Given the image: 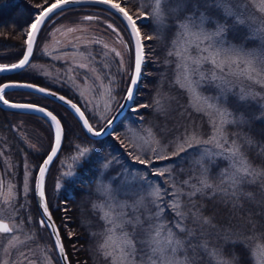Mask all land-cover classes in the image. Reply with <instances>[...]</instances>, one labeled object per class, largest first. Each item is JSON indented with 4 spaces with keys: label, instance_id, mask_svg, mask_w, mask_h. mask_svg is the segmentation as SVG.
Listing matches in <instances>:
<instances>
[{
    "label": "trees",
    "instance_id": "trees-1",
    "mask_svg": "<svg viewBox=\"0 0 264 264\" xmlns=\"http://www.w3.org/2000/svg\"><path fill=\"white\" fill-rule=\"evenodd\" d=\"M42 2L43 0H0V64L11 63L21 55L29 23L39 10L36 5ZM80 7H92L98 8L99 11H107L95 5H75L69 6L65 11L61 12V15H54L53 17L56 20L63 18L73 20V15L79 13L78 8ZM144 12L147 20H137V25H139L141 32L148 33L147 38L142 39L144 44L148 43L145 51L147 59L142 62V74L136 85L134 100L131 101L132 105L138 108V111L135 113L132 111L133 114H130V111L126 108L122 117L132 120L134 123L152 125L155 133L161 137V131L153 120L158 119L160 121L164 119L170 122L171 119L166 117L163 111L158 112L153 107V96L166 90L170 95L166 100H168L170 106L173 105L169 109L171 111L179 109L186 97L182 88L174 82H170V68L162 69L161 55L169 43L172 28L164 29L163 40L159 41L158 30L150 19V11L144 8ZM111 14L119 22V25H123L125 28L122 20L113 12ZM51 24L45 23L41 31L44 28L47 29ZM40 33L38 37H40ZM38 37L35 46L37 45ZM148 37H151V39H148ZM144 44L143 46H145ZM35 46L30 61H48V57L36 53ZM144 48L146 49V47ZM161 71L165 72L163 74L164 78L159 79ZM7 79L28 80L59 91L74 100L92 124L90 113L67 87L58 84H47L40 75L26 72L24 69L0 74V82ZM124 89L125 86L121 87L122 93ZM158 89H162V91ZM4 96L8 99L17 100V96H26L28 98L26 99L27 101L44 105L55 113L62 126V141L58 152L72 151L76 144L86 145L87 149H89L86 156L81 157L73 166L72 175L60 178L61 187L59 189L52 186V176L49 177L52 174L51 165L55 158L50 162L45 173L46 204L59 231L68 257V264H108L104 256L98 251L101 230L104 228L105 222L99 217L97 209L91 205V197L93 196L95 179L102 162L110 160L113 155V147L111 145H113L115 137L111 131L120 130L122 117L106 133L97 138H91L86 135L78 120L69 110L45 96L20 88L5 89ZM225 102L234 111V114L239 117L235 123L225 125L228 139L230 141L232 139L237 140V143L241 145L245 158L252 167L264 170V114L263 116H258V106L250 100L234 101L229 94ZM141 105L151 106L140 107ZM19 120L23 126L24 123L28 122L40 130L43 135V139L37 142L41 146L40 150L27 148L20 141L15 129V127L18 128L16 123ZM201 123L202 125L205 124L203 120ZM92 125L98 128L99 123ZM180 128H182V124H174L169 128L168 137L174 136L179 132ZM49 135H51L50 125L47 119L38 113L27 110H9L0 107V150L5 153L9 162L4 167L3 174L7 176L9 181L14 182V190L17 193L15 207L19 214L15 219L18 222L20 219H24L25 223L22 232L28 243H50L54 262L59 264L48 232L45 227L40 226L37 220L38 212L32 193L31 180L27 194L21 192L20 186L21 168H23L24 163L29 165L30 163L38 164L49 147ZM160 140L166 142L164 137H161ZM166 143H169V141ZM166 148L171 149L167 144ZM189 153L191 154L190 156H194L196 152L190 150ZM190 156L183 160L177 159L170 164L175 181L180 186H183V189H187L185 192L192 190L189 189V186L183 185L185 180H188L190 184H195L197 187L200 186V168L194 163L192 164ZM1 162L2 160L0 159V167L2 166ZM118 164L113 165L112 170H115ZM224 164L225 160L217 158L209 166L210 182L219 183L218 175L223 171ZM33 171L35 169L31 166L30 175H33ZM241 191L242 195L231 199L221 194L213 195L210 189L198 193L191 200L186 196L182 197V208L188 213L184 224L194 234L190 244L186 245L185 249L190 264H218L217 259L210 255L213 251H218L223 259L232 261V264H253L252 247L255 243L264 242V188L257 182L256 184L242 185ZM21 204L25 205L23 209L19 207ZM193 213H196L200 220H196L192 215ZM164 216L181 240L189 239L187 233H179L174 228L172 216L175 215L170 212L169 208L166 209ZM28 217H31V223L27 222ZM203 218H207L209 223L203 224ZM69 233H72L71 238H69ZM248 237H252V239L249 240ZM205 244L207 245L206 249L202 247ZM183 255L184 253H182V257Z\"/></svg>",
    "mask_w": 264,
    "mask_h": 264
},
{
    "label": "rangeland",
    "instance_id": "rangeland-1",
    "mask_svg": "<svg viewBox=\"0 0 264 264\" xmlns=\"http://www.w3.org/2000/svg\"><path fill=\"white\" fill-rule=\"evenodd\" d=\"M129 3L125 5V7L129 9L130 14L136 18V22L137 20H147L144 8L151 13V0H130ZM259 3L260 0H224V4L221 6L217 4V0H168L167 6L164 10L163 26L158 25L154 18L151 17L150 19L158 30L157 34L159 35V41L163 40L162 34L164 33V29L172 28L169 43L166 45L161 55L162 69L166 70L168 67L170 68V82H174L180 87V85L176 83L178 78L177 65L181 63L180 55H188L191 57H197L200 55L197 51L194 37L188 35L181 26L184 24L192 25L198 23L201 17L205 18L203 27L207 32H215L218 24L225 25L227 30L223 33V39L226 42V47L230 46L242 49L243 52L251 54L250 58L264 61V41L261 40L260 35L254 33L255 29L264 26V13H260L256 7ZM141 4L145 5V7L141 8ZM226 8L231 9L234 15H226ZM78 10L79 13L73 15V20H68L67 18L56 20L55 17H52L51 20L46 22V24H52L47 29L44 28L43 31H41L35 49L36 53L48 57L49 60L30 61V66L24 68V70L32 74L40 75L47 84H58L67 87L70 92L75 94L80 104L90 113L92 124L98 122L99 127L100 124H102V122H104V120L110 115L121 98L123 94L121 92V87H126L131 69V41L126 29L123 25H119V22L109 10L99 11L98 8L92 7H80ZM141 11L143 12V16H139ZM59 15H61V13H59L58 16ZM86 16L97 17L98 19L86 20L84 19ZM252 16H255L256 19L253 20L251 18ZM237 19H242L245 23H237ZM108 24H112L116 29V32H113L112 29L108 28ZM249 25H251V27ZM137 27L139 28V25H137ZM69 28L75 29V31L70 33L67 31ZM191 31L196 32L198 29L192 28ZM141 34V39L147 38L148 36V33L145 32H141ZM93 40H100L102 43H89ZM57 41H59V43H57ZM105 43L108 44L110 48H115L121 52V57H115L114 53H109L108 59L111 61L109 68H103L100 63L104 52L107 51L103 48V44ZM86 44L88 45L89 51L92 52V55L96 59V64L94 66L100 70L97 74L102 76V80L96 81L94 76L90 74L87 78V82H85V77L82 74L83 70L77 69V72L81 73L80 78L77 80V84L80 85L78 88L75 84L67 81L65 78H58L64 77V72L58 70L66 69L74 63L80 62L81 58L78 53L84 49ZM144 45V47H146V49H143L145 61V59H147L145 51L147 50L148 43ZM206 46V43L201 45V47ZM45 52L51 53V55H46ZM177 53H180V55H177ZM121 59L123 60V68L120 66ZM221 59H225V57L222 56ZM32 65L35 67H32ZM257 66L259 67V65ZM233 67H235V65H233ZM203 70L210 75L211 70H213V65L205 63L203 65ZM215 71L220 74L219 69H215ZM104 73H107L108 79H103ZM164 73L165 72L161 71L159 79L164 78ZM223 75L225 76V79L232 81V84L229 85L231 90L224 94L222 103V107L232 113L230 119L238 121L239 117L234 114V111L231 110L225 102V99L229 94L234 101H243L241 96L244 95V93H248V95H245L244 99L254 102L258 106L257 115L263 116L264 87L243 78L228 75L227 65H225ZM109 80H111V83H109ZM101 83L111 87L112 95L115 97V100L111 102L110 110L105 109V100L99 95L98 89ZM89 89H91V91H89ZM182 89L186 99L181 103L179 109L175 111L169 110L173 105L170 106L168 100H166L167 97L170 96L166 90L153 96V107L157 109L158 112L163 111L166 117L171 119L170 122H167L164 119L158 121L156 118L157 120H153V122L161 131V137H164L166 142L169 141V143H171L169 144L165 141V143L162 142V140H160V135L155 133V129L152 125L134 123L132 120L122 117L120 120V130H117L116 132L111 131L112 135L115 137L114 143L111 145L113 147V155L110 157V160L102 162L101 168L95 179L91 205L97 209L99 217L105 222L104 228L101 230V239L98 245L103 243L104 233L106 232L107 227H109L103 218L104 212L108 210L104 205L109 204L112 205L113 208H115L116 205H120L125 213V219H131L133 221V224L125 225L124 231L129 234L136 247V253L133 258L135 264H149L151 247L149 243H147L149 236L145 230L149 227V223L146 220V217L148 216L149 210L153 213L155 212V208L151 205L152 198L148 195L151 190L147 188V183L142 178L146 177L147 182L152 183L153 186L161 184L165 188H169L165 177L155 176L152 173L157 170H163L165 166L170 168V164L173 161L157 162L154 166L145 169L143 165L138 163L135 157L139 156L140 158H145L146 155L151 157L152 152L150 148L146 149V151H142L139 146L134 149L129 147V145L136 143L135 138L137 136L148 139L147 130L149 129L156 141L159 142L152 146L158 147L164 153H170L175 150L177 143L192 133H196L201 139H208L212 135L213 128L209 117L205 115L204 112L196 110L194 106L195 101L190 93L186 88ZM241 89L244 90L243 93L241 92ZM158 90L162 91V89ZM81 92H84V96L81 95ZM202 95L205 97H217L220 96L221 93L214 84H206L202 89ZM85 96L87 99H85ZM17 98L21 101H27L26 99H28L26 96H17ZM157 99L160 100L161 103L159 109L154 104V101ZM130 106L131 107L128 110L131 111L130 114H133L131 110L133 107L132 103H130ZM238 115H240V113H238ZM202 120L205 122L203 125L201 123ZM178 123L182 124V128H180L179 132L174 136L168 137V134L170 133L169 128ZM16 124L18 127H15L17 135L20 137V141L24 146L32 150H40L41 146L37 143L43 139L40 130L28 122L24 123L23 126L19 120ZM50 140L51 135H49V141ZM229 143H231L230 140ZM166 144L170 146L171 149H167ZM82 148H87V146L76 144V146L72 148V151H59L57 153L51 165L52 174L49 175V177L52 176V186L54 188H56L58 183L60 184V178L67 177L64 175L66 172H73V166L81 158L79 157V151ZM190 150L196 152L194 156H189L191 157L192 164L194 163V165H197L195 161L200 159V146L195 145L194 148L189 149L188 152ZM0 153H2V155H0V159L2 160V166L0 167V184L4 185L3 190L6 191L7 184L9 182L13 184L14 182L9 181L7 176L3 174L4 167L8 165L9 162L2 150H0ZM115 164H118V166L115 170H112V167ZM25 165H27V168H25ZM37 165L24 163L23 168H21L22 176L20 186L22 193H24L25 172L27 171L30 174L31 166L36 169ZM228 166L229 162L225 160L223 170L228 168ZM171 175L174 178L173 171L171 172ZM30 180L32 187L33 175L28 176V188H30ZM175 182L180 186L177 181ZM258 182L261 185L264 181ZM105 189H107V191H105ZM189 189L191 188L189 187ZM184 191H187V189L185 188ZM168 199L170 198L165 197V201ZM0 201H2V197H0ZM0 211L5 215L7 214V209L3 207L2 203H0ZM170 212L174 214L171 209ZM136 218H139L141 224H135ZM172 219L174 222L176 219L175 216H172ZM163 221L171 226L167 222L168 220L165 219L164 214ZM16 235L22 243H17L16 241L13 242L17 243V248L12 250L10 257L6 256L3 249L0 248V264H3L5 259H8L10 264H29V261H32L33 264H47L46 256L51 258L52 264H56L54 262V255L50 243H28L25 240L26 237H24L22 231L16 233ZM177 238L181 239L179 236H177ZM3 243L6 244L7 241L5 240ZM257 245L264 246V242L255 243L252 250L255 249ZM21 252L24 253L28 259H25V256L20 255ZM182 258V254H180L178 259ZM252 259L253 264H258V256H253L252 254ZM107 262L110 264L109 261Z\"/></svg>",
    "mask_w": 264,
    "mask_h": 264
},
{
    "label": "snow or ice",
    "instance_id": "snow-or-ice-1",
    "mask_svg": "<svg viewBox=\"0 0 264 264\" xmlns=\"http://www.w3.org/2000/svg\"><path fill=\"white\" fill-rule=\"evenodd\" d=\"M129 2L130 0H54V2L53 0H43L41 4L36 5L39 11L28 26L26 39L24 40L26 51L24 52L23 57L19 59L17 63L0 65V72L14 71L30 66V57L33 54L38 34L40 33L42 26L47 21L51 20L54 15H58L65 11L70 5H80L84 3L102 4L107 6V9L110 12L114 10L115 13L122 17L123 21L126 22V26L130 29L131 35L135 41V66L124 96L125 101H133L135 86L142 74L141 66L144 61V46L141 39L142 34L137 27L136 19L130 14V10L125 7ZM167 3L168 0H151V17L154 18L156 23L160 26H163L164 23V10ZM217 4L222 6L224 0H217ZM140 7L143 8L145 5L141 4ZM256 7L260 13H264V0H260V3L257 4ZM225 11L226 15H234L231 9L226 8ZM139 16H143L142 11L139 13ZM251 18L253 20L256 19L255 16H252ZM84 19L93 20L98 18L86 16ZM236 22L240 24L245 23L242 19H237ZM204 23L205 18L201 17L198 23L192 25L184 24L181 26L188 35L194 37L197 51L200 55L197 57H191L177 53V55H180L181 63L177 65L178 78L176 83H178L181 88H186L188 90L195 101L194 106L196 110L204 112L205 115L209 117L213 128L212 135L208 139H201L196 133H192L191 135L186 136L182 141L178 142L175 150L170 153H164L158 147L152 146L159 142L156 141L149 129L147 130L148 139L137 136L135 138L136 143L129 145V147L134 149L139 146L142 151H146V149L150 148L152 152L151 157H148L147 155L145 158H140L139 156L135 157L138 163L143 165L145 169L154 166L157 162L187 159L188 156L191 155L188 150L194 148L195 145L200 146V159L195 161L200 168L199 187L195 184H190L188 180H185L183 181V185L189 186L192 189L191 191L185 192L183 186L177 185L171 175L172 170L167 166H165L163 170H157L152 174L165 177L169 188H165L161 184L153 186L152 183L147 182L146 177L142 178L147 183V188L151 190L148 195L152 198L151 205L155 208V212L153 213L149 210L148 216L146 217L149 227L145 231L149 236L147 243H149L151 247L149 264H190L185 249L186 245L190 244V240L193 238L194 234L191 230L187 229L184 224L188 217V213L182 208V197L186 196L191 200V198L195 197L198 193L210 189L212 190L213 195L221 194L231 199L243 194L241 191L242 185L256 184L258 181H264V170L252 167L245 158L241 150V145L237 143V140L232 139L231 143H229L228 134L225 131V125L233 124L235 123V120L230 119L232 113L222 107L223 96L231 90L229 85L232 84V81L225 79V76L223 75L225 65L228 66V75L243 78L264 87V61L250 58L251 54L243 52L242 49L230 46L226 47V42L223 39V33L227 30L225 25L218 24L215 32H207L203 27ZM249 26L251 27V25ZM107 27L112 29L113 32H116V29L112 24H108ZM192 28H197L198 31L192 32ZM67 31L71 33L74 32L75 29L69 28ZM254 33L260 35L261 40L264 41V26L255 29ZM148 39H151V37H148ZM57 43H59V41H57ZM89 43L101 44L102 42L100 40H93ZM205 43L207 46L201 47V45ZM103 48L107 51L104 52L100 63L103 68H109L111 65V61L108 59L109 53H114L115 57H121V52L115 48H110L106 43L103 44ZM45 54L51 55V53L48 52H45ZM78 54L81 61L74 63L66 69L58 70L64 72V77L58 78H65L79 88L80 85L77 84V80L80 78L81 73L77 72V69H80L83 70L82 74L85 77V82H87V78L90 74L94 76L96 81H101L102 76L97 74L100 70L94 66L96 64V59L92 55V52L89 51L88 45L86 44L84 49ZM222 56L225 57V59H221ZM205 63L213 65V70H211L210 75L203 70V65ZM233 65H235V67H233ZM257 65H259V67ZM120 66L123 68L122 59L120 61ZM32 67L35 66L32 65ZM215 69H219L220 74H218ZM103 79H108L107 73H104ZM109 83H111V80H109ZM206 84H214L220 90L221 95L217 97L203 96L202 89ZM9 87H27L45 95L57 97L60 101L68 104L71 109L79 115L80 120L83 121L84 127L94 136L102 135L106 131V127L112 126L114 120H107V126L97 130L89 123V119L85 117V113L81 111V108L70 99H66L63 95L57 96V93L44 87H38L34 84L14 83L0 86V102H3V104L10 108L40 112L49 117L54 125V144L52 145L51 152L47 155V158L43 160L42 164L38 165V175L35 177V194L39 199L43 216L46 218L41 219L39 224L41 227H50L55 233L54 247L61 259L67 262L68 257L65 253L59 231L56 228V225L52 222V217L46 204L44 190L45 173L48 169V165L56 156L57 150L61 145V122L50 111H46L44 107H37L33 104L9 103L4 97V90ZM89 91H91V89H89ZM98 91L100 97L105 100V109L110 110L111 102L115 100V97L112 95L111 87L101 83ZM241 92L243 93L244 90L241 89ZM81 95L84 96V92H81ZM245 95H248V93H244V95L241 96V99H244ZM85 99H87L86 96ZM154 104L158 109L161 107L160 100L158 99L154 101ZM150 106L151 105H141L140 107ZM131 110L135 113L138 111V108L133 106ZM88 151L89 149L87 148L80 149L79 157H85ZM0 155H2V153H0ZM217 158L228 161L229 166L219 173V183L214 184L210 182L209 166L214 163ZM25 168H27V165H25ZM29 175L30 174L26 171L23 187L24 194H27L29 191ZM64 175L71 176L72 173L66 172ZM260 186L264 187V182H262ZM56 187L59 189L61 185L58 183ZM6 188L7 190L4 191V185L0 184V197H2L0 203H2L5 209H7L6 215L0 211V248L3 249L6 256L10 257L12 250L17 248V243H22V241H19V237L16 233L22 231L25 221L24 219H20V221L17 222L15 219L19 214L15 207L17 195L14 190L15 186L9 182ZM105 191H107V189H105ZM165 197H169L170 199L165 201ZM19 207L23 209L25 205L21 204ZM104 207L108 210L104 212L103 218L109 227H107L106 232L104 233V241L99 245L98 251L104 256L106 261L110 262V264H135L133 258L136 253V247L129 234L124 231L125 225L133 224V221L131 219H125V213L120 205H116V207L113 208L112 205L105 204ZM168 208L171 209L176 218L173 222L174 228L178 230L179 233H187V236L189 237L188 240L177 238L178 234L174 231L173 227L163 221V214ZM192 215L196 220H200V217L196 213H193ZM27 222H32L31 217H28ZM202 222L203 224L209 223L207 218H203ZM135 224H141L139 218H136ZM71 236L72 233H69V238H71ZM248 239L251 240L252 237H248ZM5 240L7 241L6 244L3 243ZM14 241L17 243H13ZM202 247L206 249L207 245L205 244ZM182 253H184L183 259H178V256ZM252 254L253 256H258V264H264V246L257 245L256 248L252 250ZM20 255L25 256V259H28L24 253L21 252ZM210 255L217 259L218 264H232V261L223 259L218 251H213ZM45 258L47 259V264H52L50 257L46 256ZM3 264H10V261L5 259ZM29 264H33V262L29 261Z\"/></svg>",
    "mask_w": 264,
    "mask_h": 264
},
{
    "label": "water",
    "instance_id": "water-1",
    "mask_svg": "<svg viewBox=\"0 0 264 264\" xmlns=\"http://www.w3.org/2000/svg\"><path fill=\"white\" fill-rule=\"evenodd\" d=\"M53 2H54V0H53ZM80 5H95V6H99V7H102V8H104V9L108 10V9H107V6L102 5V4L84 3V4H80ZM70 6H75V5H70ZM68 7H69V6H68ZM38 11H39V10H38ZM38 11H37V12H38ZM37 12H36V14H37ZM111 12H113L114 14H116V15L122 20V22L124 23V26H125V28H126V30H127V32H128V35H129V38H130V41H131V46H132V61H131V69H130L129 79H128V82H127V84H126V87H125V89H124V92H123V94H122V96H121V98H120L118 104H117L116 107L112 110V112H111L110 115L106 118V120H105V121H104V122H103L98 128H95V127L92 125V126H93L95 129H97V130H99V129L102 128V127H106V126H107V120H109V119H113V120H114V123H115L119 118H121V117L123 116V114H124V112H125L127 106L131 103V101H125V100H124V96H125V94H126L127 87H128V85H129V83H130V77H131V74H132V72H133V70H134V66H135V41H134V39H133V37H132V35H131L130 29L126 26V22L123 21L122 17H121L119 14L115 13L114 10H112ZM36 14H35V15H36ZM35 15H34V16H35ZM33 18H34V17H33ZM33 18H32V19H33ZM134 19H136V18H134ZM29 24H30V23H29ZM25 39H26V35H25ZM25 39H24V40H25ZM25 51H26V45L24 44L21 55H20L15 61H13V62H11V63H7V64H0V65H10V64H12V63H17V62L19 61V59H21V58L23 57V54H24ZM17 70H20V69H17ZM14 71H16V70H14ZM8 72H13V71H4V72H0V74H4V73H8ZM14 83H16V84H34V85H36V86H38V87H44V88H46V89H48V90H50V91H53V92L57 93V96H59V95H63V96H65L66 99H70L73 103H76L74 100H72V99L69 98L68 96H66V95H64V94H62V93H60V92L57 91V90H54V89H52V88H49V87H46V86L40 85V84L35 83V82H32V81H28V80H21V79H18V80H8V79H7V80H3V81H1V82H0V86H2V85H4V84H14ZM9 88H20V89H23V90L31 91V92H33V93H36V94H39V95L45 96V97H47V98H49V99H51V100H53V101H55V102L61 104L62 106H64L67 110H69V111L74 115V117L78 120V122L80 123V125H81L83 131L86 133L87 136H89V137H91V138H97V137H99V136H94L92 133L88 132V130H87V129L84 127V125H83V121L80 120L79 115H78L73 109H71V107H70L68 104L64 103L63 101H60L57 97H54V96H52V95H45V94H43V93H40V92H38V91H34L33 89H31V88H27V87H9ZM9 88H6V89H9ZM135 89H136V86H135ZM5 99H7V100L9 101V103H17V104H33V105H36L37 107H44V108L46 109V111H50L53 115H55V113H54L53 111H51L49 108H47L46 106H43V105L38 104V103H35V102L21 101V100H14V99H8V98H5ZM76 104H77V103H76ZM77 106L80 107L78 104H77ZM0 107L3 108V109H9V110H27V109H16V108H10V107L6 106L5 104H3V102H0ZM27 111H30V110H27ZM81 111H83V110L81 109ZM32 112H36V113H38V114L44 116V117L49 121V124H50V127H51V134H52V136H51V142H50V145H49L48 150L45 152V154L42 156V158H41L40 161L38 162V165H40V164H42L43 160L47 158V155L50 154V152H51V147H52V145L54 144V132H55V129H54V125L52 124V122H51V120H50L49 117H47V116H45L44 114H42V113H40V112H37V111H32ZM55 116H56V115H55ZM56 117H57V116H56ZM85 117H86V115H85ZM86 118H87V117H86ZM57 119H58V117H57ZM58 120H59V119H58ZM59 121H60V120H59ZM89 123H90V122H89ZM114 123H113V124H114ZM90 124H91V123H90ZM113 124H112V125H113ZM110 128H111V127H106V131H105L104 133H106L108 130H110ZM104 133H103V134H104ZM61 141H62V140H61ZM58 150H59V149H58ZM58 150H57V152H58ZM38 165H37V167H36V169H35V171H34V175H33L32 193H33V197H34V202H35V205H36V209H37V212H38L37 220H38V222H39L41 219H46V218L43 216V213H42V209H41V206H40L39 199H38V197H37L36 194H35V177L38 175ZM51 217H52V216H51ZM52 222L54 223L53 219H52ZM54 224H55V223H54ZM45 228H46V230H47V232H48V235H49V237H50V239H51L52 246H53V249H54V252H55L56 258H57V260H58V263H59V264H68V261L65 262L64 260L61 259V257L59 256L58 252L56 251V249H55V247H54V244H55V239H54V237H55V233L52 231V229H51L50 227H45ZM56 228H57V227H56Z\"/></svg>",
    "mask_w": 264,
    "mask_h": 264
},
{
    "label": "flooded vegetation",
    "instance_id": "flooded-vegetation-1",
    "mask_svg": "<svg viewBox=\"0 0 264 264\" xmlns=\"http://www.w3.org/2000/svg\"><path fill=\"white\" fill-rule=\"evenodd\" d=\"M5 97V96H4Z\"/></svg>",
    "mask_w": 264,
    "mask_h": 264
}]
</instances>
